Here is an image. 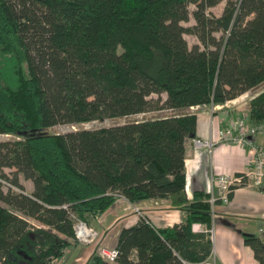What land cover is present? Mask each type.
Masks as SVG:
<instances>
[{"label":"trees","instance_id":"16d2710c","mask_svg":"<svg viewBox=\"0 0 264 264\" xmlns=\"http://www.w3.org/2000/svg\"><path fill=\"white\" fill-rule=\"evenodd\" d=\"M222 1L0 0V134L13 136L0 140V264H54L79 243L75 221L91 225L119 198L167 199L181 221L158 228L142 216L119 231L113 263L93 251L87 264L210 258V195L185 192L190 108L250 92L248 122L264 132V0H225L215 16ZM149 111L169 113L50 132ZM241 236L264 264V236Z\"/></svg>","mask_w":264,"mask_h":264},{"label":"crops","instance_id":"0c3cea01","mask_svg":"<svg viewBox=\"0 0 264 264\" xmlns=\"http://www.w3.org/2000/svg\"><path fill=\"white\" fill-rule=\"evenodd\" d=\"M239 98L243 99L240 100V106L230 104ZM247 98L248 92H245L224 104H204L190 108L196 115L195 138L211 141L212 146L210 149H194L192 140L188 139L185 143L187 198L191 199L196 190L207 193L213 189L215 191L211 178L220 174H238L249 165V146L220 140V132L227 123L247 111ZM251 139L264 147V132L257 133ZM230 194L227 203L217 200L212 207L213 223L210 232L213 253L209 260L214 264H258L251 248L244 244L241 232L259 235V228L264 226V186L237 187ZM142 216H146L158 228L173 226L181 221L179 210L171 206L167 199L130 203L119 198L90 224L104 234L103 245L112 248L116 246L119 231L136 224ZM204 229L199 224L193 225L196 232ZM92 253L93 246L73 243L54 264H87Z\"/></svg>","mask_w":264,"mask_h":264},{"label":"built area","instance_id":"2783aa9c","mask_svg":"<svg viewBox=\"0 0 264 264\" xmlns=\"http://www.w3.org/2000/svg\"><path fill=\"white\" fill-rule=\"evenodd\" d=\"M263 132V125H253L248 122L247 111L241 112L235 118H232L224 129L220 132V140L224 143H234L238 145L249 146V165L245 170L238 174H220L213 177L212 185L215 191L209 192L208 202L211 207L217 200L227 203L229 194L237 187L259 188L264 186V148L257 145L251 138L257 133ZM194 149H210L211 141L192 139ZM124 199V198H123ZM74 238L83 245L93 246L101 258L113 263L117 257L115 247L103 245L104 234L83 220H76L74 225ZM260 236H264V226L258 230Z\"/></svg>","mask_w":264,"mask_h":264},{"label":"rangeland","instance_id":"374dc122","mask_svg":"<svg viewBox=\"0 0 264 264\" xmlns=\"http://www.w3.org/2000/svg\"><path fill=\"white\" fill-rule=\"evenodd\" d=\"M224 4H225V0H223L220 3H218L216 6L212 7L210 9V11L215 16H219L221 14V12H222ZM193 9H194V6L190 5L189 6V10H193ZM191 24H194V20H193L192 17H190L189 21L182 22V25H184V26H188V25H191ZM218 35L219 34H216V36H218ZM183 36L186 39V41H187L189 46H192L193 44L199 43L197 38L194 35L184 34ZM250 95H251V93L248 92L247 100L249 99ZM151 97L156 98L157 95L156 94H152ZM161 98L162 99L165 98V94L164 93L161 94ZM240 100L242 101L243 99L239 98V99H237V100H235L233 102H230V104L232 106H238L240 104ZM229 101H231V100H229ZM239 108H240V110L243 109L242 107H239ZM167 113H169V112H167V111H164V112H162V111H149V112H146V113H140V114L131 115L129 117H123V118H119V119H104L102 121L94 120V121H90V122L83 123V124H80V125L58 124V125H55L54 127L50 128V132L65 133L67 131L76 130V129L81 128V127L82 128H87V129H93V128H99V127H108V126H111V125H114V124H117V123H124V122L129 121V120H141V119H144L146 117H154V116H158V115H162V114L164 115V114H167ZM12 137H13L12 135L0 134V140L9 139V138H12ZM14 170H15L14 168H5L4 169V171L8 174V176L10 178L13 176L12 173H13ZM19 181L24 186L25 191H29L30 190L31 182L29 180H24L21 176H19ZM3 188L6 189L5 187H3ZM211 257L212 256H210V258ZM202 264H214V263L211 260L208 259L206 262H204Z\"/></svg>","mask_w":264,"mask_h":264}]
</instances>
